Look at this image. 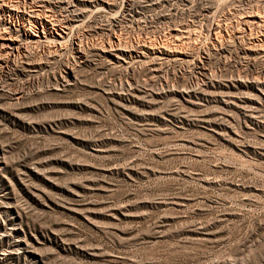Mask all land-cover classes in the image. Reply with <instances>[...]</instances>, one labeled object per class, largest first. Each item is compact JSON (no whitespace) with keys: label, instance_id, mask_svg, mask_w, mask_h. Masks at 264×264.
<instances>
[{"label":"rangeland","instance_id":"374dc122","mask_svg":"<svg viewBox=\"0 0 264 264\" xmlns=\"http://www.w3.org/2000/svg\"><path fill=\"white\" fill-rule=\"evenodd\" d=\"M0 4V264H264V0Z\"/></svg>","mask_w":264,"mask_h":264},{"label":"bare ground","instance_id":"6f19581e","mask_svg":"<svg viewBox=\"0 0 264 264\" xmlns=\"http://www.w3.org/2000/svg\"><path fill=\"white\" fill-rule=\"evenodd\" d=\"M6 3V2H5ZM13 3V2H12ZM2 4H4V2L2 3ZM0 6H1V4H0ZM9 6V5H8ZM6 4L4 5V8L7 10V9H9L10 10V13L12 14V15H16V14H18L17 13V11H15V8L17 7H15V8H13L12 6H10V7H8ZM1 8H2V6H1ZM31 8V7H30ZM33 8V7H32ZM24 9H26V8H24ZM25 11V10H24ZM26 11H28L27 9H26ZM30 11V10H29ZM28 11V12H29ZM38 11V10H37ZM40 11V10H39ZM18 12H20V11H18ZM22 12V11H21ZM41 12V11H40ZM39 12V13H40ZM23 13V12H22ZM30 13V12H29ZM33 13V12H32ZM35 13V12H34ZM38 13V14H39ZM48 15V14H47ZM30 16V15H29ZM32 16H35V15H32ZM39 16V15H38ZM253 16V15H252ZM31 17V16H30ZM257 17H259V16H257ZM32 18V17H31ZM34 18H36V17H34ZM39 18V17H38ZM49 18V17H48ZM11 20V19H10ZM33 21V20H32ZM48 21V20H47ZM15 22V21H14ZM13 22V23H14ZM41 21L40 20H38L37 19V21H34V28H36V31H34L33 32V30H32V28H31V26H29V25H25V24H23V28H22V34H23V37H22V39H25V40H27L28 42H30L29 44H31L32 42L34 43V42H38V45H39V43H41V42H39V40L41 39L42 40V35L40 34V31H39V28H38V24L40 23ZM49 22V21H48ZM251 22V21H250ZM27 23V22H26ZM43 23V22H42ZM45 23H47V22H45ZM51 23V22H50ZM246 23V22H245ZM257 23V22H256ZM20 24V23H19ZM22 24V23H21ZM41 24V23H40ZM55 24V23H54ZM56 24H58V23H56ZM219 24V23H218ZM251 24V23H250ZM253 24H254V22H253ZM258 24V23H257ZM32 25V24H31ZM43 25V24H42ZM41 25V26H42ZM60 24H58V26H59ZM221 25V24H220ZM220 25H218V27L220 26ZM21 26V25H20ZM53 26V25H52ZM259 26V25H258ZM16 27H18V26H16ZM56 27V26H55ZM62 27V26H61ZM256 27V26H255ZM21 28V27H20ZM47 28V27H46ZM64 28V27H63ZM66 28V27H65ZM216 28V27H215ZM258 28V27H257ZM6 29V28H5ZM44 29V28H43ZM61 29V28H60ZM219 29L220 28H218V31H219ZM16 30V29H15ZM19 30V29H18ZM35 30V29H34ZM47 30V29H46ZM51 30V29H50ZM179 30V29H178ZM7 31V30H6ZM43 31V30H42ZM177 31V30H176ZM211 31V30H210ZM8 32V31H7ZM49 32V31H48ZM52 32V31H51ZM179 32V31H178ZM214 32H216V33H218L217 31H214ZM5 33V32H4ZM12 33V32H11ZM46 33V32H45ZM64 33H66V32H64ZM215 33V34H216ZM2 34V33H1ZM8 34V33H7ZM44 34V33H43ZM179 34V33H178ZM183 34V33H182ZM220 34V33H219ZM3 35V34H2ZM54 35V34H53ZM19 36V35H18ZM18 36H15V37H18ZM64 37V36H63ZM173 37V36H172ZM178 37H179V35H178ZM182 36H180L179 38H181ZM183 38V37H182ZM18 38H13L12 36H8V37H5V36H1L0 35V53H5V56L6 55H8L9 56V58L11 57V56H13L14 57V55L15 54H17V53H19V52H22V51H24L26 48H27V46H26V48H23L22 46V43L20 44L19 43V41L17 40ZM58 39V38H57ZM178 39V38H177ZM21 40V39H20ZM36 40H38V41H36ZM49 40V39H48ZM178 40H180V39H178ZM22 41V40H21ZM50 41H51V43H52V40L50 39ZM49 41V42H50ZM55 41V40H54ZM45 42H47L48 43V41H45ZM63 42V41H62ZM61 42V43H62ZM173 42H175V41H173ZM188 42V41H187ZM24 43V42H23ZM53 43H56V42H53ZM60 42L58 43L59 45L61 44ZM178 43V42H177ZM37 44V43H36ZM42 44H43V42H42ZM167 44V43H166ZM54 45V44H53ZM165 45V44H164ZM174 45V44H173ZM172 45V46H173ZM177 45H179V44H177ZM183 45V44H182ZM163 46V45H162ZM166 46V45H165ZM176 46V45H175ZM174 46V47H175ZM42 47V46H41ZM47 47V46H46ZM55 47V46H54ZM53 47V48H54ZM111 47V46H110ZM161 47V46H160ZM159 47V48H160ZM171 47V46H170ZM177 47H179V46H177ZM248 47V46H247ZM257 47V46H256ZM114 48V47H113ZM172 48V47H171ZM251 48V47H250ZM253 48V47H252ZM262 48V47H261ZM112 49V48H111ZM118 49V48H117ZM158 49V48H157ZM161 49H163L162 47H161ZM254 49V48H253ZM256 49V48H255ZM110 50V49H109ZM114 50V49H113ZM168 50H169V48H168ZM171 50V49H170ZM173 50V49H172ZM176 50V49H175ZM251 50V49H250ZM249 50V51H250ZM259 50H261V49H259ZM103 51V50H102ZM111 51V50H110ZM161 51V50H160ZM180 51V50H179ZM253 51V50H252ZM255 51H257V50H255ZM262 51H263V49H262ZM106 52V51H105ZM122 52V51H121ZM170 52V51H169ZM173 52V51H172ZM175 52V51H174ZM182 52V51H181ZM178 53V52H177ZM26 54V53H25ZM161 54H162V56H164V55H167V54H165V52H163V51H161ZM259 54V53H258ZM0 55H3L4 56V54H0ZM142 55H144L143 53H142ZM173 55V54H172ZM187 55V54H186ZM2 56V57H3ZM117 56V55H116ZM185 57V55H180L179 57ZM26 57V56H25ZM118 57V56H117ZM120 57V56H119ZM139 57V56H138ZM155 57V56H154ZM1 58V57H0ZM17 58V57H16ZM121 59H122V57H120ZM125 58V57H124ZM157 58V57H156ZM160 58V57H159ZM2 60H3V58H1ZM6 59V58H5ZM8 59V58H7ZM26 59V58H25ZM158 59V58H157ZM169 59V58H168ZM176 59H177V57H176ZM175 58H174V60H176ZM179 59V58H178ZM123 60V59H122ZM159 60V59H158ZM160 60H162V59H160ZM165 60H167V59H165ZM5 61V60H4ZM13 61V60H12ZM26 61V60H25ZM177 61V60H176ZM181 61V60H180ZM184 61V60H183ZM11 62V61H10ZM23 62H24V60H23ZM27 62V61H26ZM29 62H30V60H29ZM179 62V61H178ZM7 63V62H6ZM13 63V62H12ZM162 63V62H161ZM11 64V63H10ZM9 64V65H10ZM29 64V63H28ZM33 63L32 62H30V64L29 65H32ZM36 64V63H35ZM1 65V64H0ZM8 65V66H9ZM1 67V66H0ZM5 67V66H4ZM1 70V69H0ZM2 71H3V69H2ZM6 73V72H5ZM1 76V75H0ZM3 77H5V75L3 76ZM2 83V82H1ZM2 87V86H1ZM182 95V94H181ZM183 95H185V94H183ZM230 100V99H229ZM228 100V101H229Z\"/></svg>","mask_w":264,"mask_h":264}]
</instances>
